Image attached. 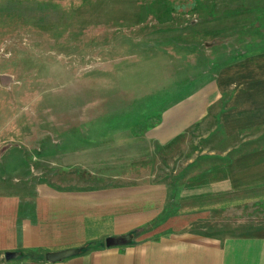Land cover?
<instances>
[{
  "label": "rangeland",
  "instance_id": "obj_1",
  "mask_svg": "<svg viewBox=\"0 0 264 264\" xmlns=\"http://www.w3.org/2000/svg\"><path fill=\"white\" fill-rule=\"evenodd\" d=\"M261 151L264 0H0V192L155 187L161 221Z\"/></svg>",
  "mask_w": 264,
  "mask_h": 264
},
{
  "label": "crops",
  "instance_id": "obj_2",
  "mask_svg": "<svg viewBox=\"0 0 264 264\" xmlns=\"http://www.w3.org/2000/svg\"><path fill=\"white\" fill-rule=\"evenodd\" d=\"M227 175L223 189L210 183L190 196L180 186L176 211L161 221L167 198L155 187L148 198L45 183L0 192V264H264V215L234 212L264 200V151L236 158ZM127 235L130 243L106 247ZM64 250L79 252L45 259Z\"/></svg>",
  "mask_w": 264,
  "mask_h": 264
},
{
  "label": "water",
  "instance_id": "obj_3",
  "mask_svg": "<svg viewBox=\"0 0 264 264\" xmlns=\"http://www.w3.org/2000/svg\"><path fill=\"white\" fill-rule=\"evenodd\" d=\"M131 238L129 235L127 236H119V237H110L105 240L106 247H115V246H121L126 245L130 243ZM78 250H64L60 252H54V253H48L45 255V259L48 262H57L61 261L65 258L71 257L75 254H77ZM11 254H7V258L10 257Z\"/></svg>",
  "mask_w": 264,
  "mask_h": 264
},
{
  "label": "trees",
  "instance_id": "obj_4",
  "mask_svg": "<svg viewBox=\"0 0 264 264\" xmlns=\"http://www.w3.org/2000/svg\"><path fill=\"white\" fill-rule=\"evenodd\" d=\"M85 250V249H84ZM31 257V256H30Z\"/></svg>",
  "mask_w": 264,
  "mask_h": 264
}]
</instances>
